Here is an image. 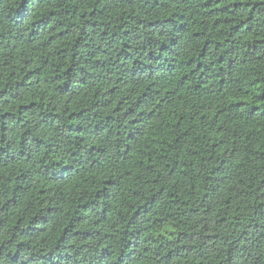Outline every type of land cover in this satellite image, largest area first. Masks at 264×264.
I'll list each match as a JSON object with an SVG mask.
<instances>
[{
    "label": "trees",
    "instance_id": "trees-1",
    "mask_svg": "<svg viewBox=\"0 0 264 264\" xmlns=\"http://www.w3.org/2000/svg\"><path fill=\"white\" fill-rule=\"evenodd\" d=\"M0 264H264V0H0Z\"/></svg>",
    "mask_w": 264,
    "mask_h": 264
}]
</instances>
